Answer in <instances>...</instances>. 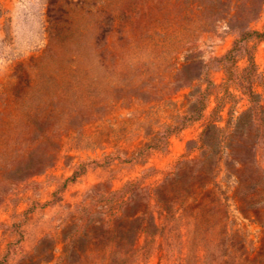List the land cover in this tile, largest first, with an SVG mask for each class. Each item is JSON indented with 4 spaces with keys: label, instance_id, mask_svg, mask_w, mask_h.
<instances>
[{
    "label": "rangeland",
    "instance_id": "rangeland-1",
    "mask_svg": "<svg viewBox=\"0 0 264 264\" xmlns=\"http://www.w3.org/2000/svg\"><path fill=\"white\" fill-rule=\"evenodd\" d=\"M250 87L264 0H0V264H264Z\"/></svg>",
    "mask_w": 264,
    "mask_h": 264
},
{
    "label": "trees",
    "instance_id": "trees-1",
    "mask_svg": "<svg viewBox=\"0 0 264 264\" xmlns=\"http://www.w3.org/2000/svg\"><path fill=\"white\" fill-rule=\"evenodd\" d=\"M259 11H257L258 15ZM251 14H253V12L251 10H248L246 12V14H243L246 16H251ZM241 15H239V11L238 13H236V15H234V18L239 19ZM235 30V33L237 34L238 38L236 39V41L234 42V47L230 50V52L224 56V60L227 59H235L238 55H243V56H247L249 57L250 61H252V57L250 55V51L247 47V42L250 40V38L255 35L258 34L257 31L252 30L251 28L247 27V28H241V27H234L233 28ZM249 96H250V100H251V107L250 109L245 113L248 114L252 117V119L254 121L257 122V129H259L260 131V137L262 141V144H264V106L260 104L258 97L259 95L256 94L252 88H248L247 90H245ZM217 129L216 126L214 124L210 125L207 127L206 132L204 133V136H207L210 132V130H214Z\"/></svg>",
    "mask_w": 264,
    "mask_h": 264
}]
</instances>
